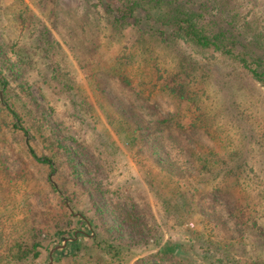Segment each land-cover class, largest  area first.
Listing matches in <instances>:
<instances>
[{"label": "trees", "instance_id": "16d2710c", "mask_svg": "<svg viewBox=\"0 0 264 264\" xmlns=\"http://www.w3.org/2000/svg\"><path fill=\"white\" fill-rule=\"evenodd\" d=\"M52 1L66 0H39L48 19ZM76 1L90 25L80 67L95 87L57 69L59 43L42 24L45 81L73 116L102 122L100 109L106 132L148 155L144 183L180 239H135L148 234L136 205L102 203L98 164L61 140L23 76L28 52L13 62L0 45V264H46L70 235L50 264H65V249L67 264H264V0ZM98 135L113 159V135Z\"/></svg>", "mask_w": 264, "mask_h": 264}, {"label": "rangeland", "instance_id": "374dc122", "mask_svg": "<svg viewBox=\"0 0 264 264\" xmlns=\"http://www.w3.org/2000/svg\"><path fill=\"white\" fill-rule=\"evenodd\" d=\"M76 2V0H66L56 6L55 1H52L50 4L56 8L54 15L48 19V11L39 9V5H41L39 0H0V45L4 52H8L10 60L13 62L18 59V51L25 49L28 52L29 59L28 57L25 59L23 76L31 84V92L44 107L48 119L59 131L61 140L74 150H78V144H80L79 148L84 146L88 156L93 159V164H98V171L91 177V181L101 184L107 190L108 196L102 198V203L107 205L113 196L136 205L138 214L144 220L142 231L148 234L143 236L135 234V239L147 240L150 243H154L155 238H160L163 242L180 239V231L174 226L172 219L161 218L155 201L144 183L146 166L151 165L148 155L139 149V145L131 149L125 147L123 140L119 139L111 129L106 132L104 129L106 126L105 117L100 109L97 110L102 122L90 121L88 124L87 120L73 116L69 104L63 99L54 97L51 88L45 81L48 79L51 67H48L49 60L44 51L36 49L34 38L42 24H46L51 29L53 38L59 43V47L56 49L57 55L54 58L60 64V68L57 69L71 76L76 75L88 89L95 87V83L90 77L92 67H80V61L83 62V53L77 52V49L79 46L83 47L90 25L85 23V18L80 15L81 11ZM18 11L26 12L24 20L17 16ZM82 26H85V30L82 29ZM91 34L93 35L94 32L91 31ZM82 51L85 52L84 47ZM109 52L105 49L101 51L105 56ZM18 65L19 62L16 66ZM217 70H221L219 87L225 94H233L235 84L231 78L229 66L220 64ZM255 85L259 86V83H255ZM261 88L264 90L263 87ZM98 133L113 135L111 137L117 147L113 159L100 145L102 136ZM74 139L78 143L75 144ZM2 153L3 157L7 159V164L14 169L17 163L11 158V154L5 148ZM78 160H81L80 156H78ZM109 163L112 164L111 167ZM69 237L71 238L72 235ZM65 239L62 241L63 243ZM69 241L68 239L67 242ZM63 243H58L50 248L49 261L46 264L53 261L55 250L66 246L59 247ZM53 248L55 249L52 251ZM153 248L156 249L154 246ZM149 250L152 252V249ZM71 252L68 249L64 250L63 253L67 255L63 258V263L67 264L70 260L68 257ZM50 254L52 260H50ZM153 264L158 263L154 261ZM164 264H173V262L166 260Z\"/></svg>", "mask_w": 264, "mask_h": 264}, {"label": "water", "instance_id": "95a60500", "mask_svg": "<svg viewBox=\"0 0 264 264\" xmlns=\"http://www.w3.org/2000/svg\"><path fill=\"white\" fill-rule=\"evenodd\" d=\"M68 239L70 240V239H72V238H66L65 240H64V243L61 245V246H59V247H64L66 244H67V241H68ZM55 248H53L52 249V251L54 250ZM52 251H51V253H52ZM50 260H52V255L50 254Z\"/></svg>", "mask_w": 264, "mask_h": 264}]
</instances>
